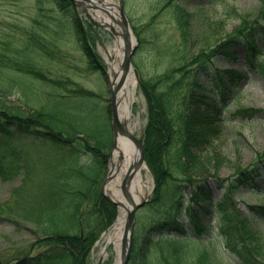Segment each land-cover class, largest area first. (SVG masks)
<instances>
[{
    "label": "trees",
    "instance_id": "1",
    "mask_svg": "<svg viewBox=\"0 0 264 264\" xmlns=\"http://www.w3.org/2000/svg\"><path fill=\"white\" fill-rule=\"evenodd\" d=\"M53 4L70 17L80 48L90 67L97 69L89 47L92 24L83 23L69 0ZM172 17L184 41L179 56L162 73L137 75L146 102L144 158L155 187L149 202L137 212L146 214L148 220L141 223L136 215L128 264H221L218 255L208 250L213 238L205 241L214 218L223 235L219 242L231 256L240 264H264V235L253 224L264 218V205L245 203V212L233 199L245 194L264 198L258 185L264 179V154L255 167L238 168L228 181L218 176L222 160L214 145L221 112L229 100L225 94L215 97L225 90L231 93L235 78H245L224 69L226 61H235L241 49L252 71L264 79V56L256 45L264 47V1L253 16L240 17L231 34L195 52L190 47L192 13L174 3ZM33 22L22 49L0 47V73L7 67L11 73L64 94L47 98L37 94L25 113L10 111L0 101V180L22 175L10 198L0 203V222L18 231L20 226L32 236L28 245L1 256L0 264H89L93 244L116 216V207L100 193L111 146L110 126L104 113V124L96 127L84 111L69 106V98H88L92 93L69 81H53L32 61L52 56L44 51L47 43ZM138 40L142 47L143 40ZM227 74L230 86L224 82ZM10 86L0 88L2 97L10 94ZM15 138H27L38 148L59 153L43 180L34 183L36 163L27 151L12 146ZM212 186L223 191L218 201L213 199ZM153 244L160 254L154 260L144 258Z\"/></svg>",
    "mask_w": 264,
    "mask_h": 264
},
{
    "label": "rangeland",
    "instance_id": "2",
    "mask_svg": "<svg viewBox=\"0 0 264 264\" xmlns=\"http://www.w3.org/2000/svg\"><path fill=\"white\" fill-rule=\"evenodd\" d=\"M39 1L0 0V47H7L8 51L22 49L21 42L26 38V33L31 28L32 22L37 21L40 24L39 26L35 25L34 22L33 24L40 29L38 31L40 38L47 43L44 51H50L52 56L49 58L37 56L33 57L32 61L37 63L53 81H69L76 87L92 93L93 96L88 98H69V106L84 111L96 127L99 124L101 126L104 124L102 120L104 113V117H107L109 126H111V77L103 61L102 51L113 43L114 35L109 32L108 28L93 25L95 20L88 13L87 8L76 4L79 18L83 23L92 24L93 26L91 28V39L89 38L91 41H89V47L93 57H96V64L101 66L92 69L80 48L76 30L71 24L70 17L63 14L58 6L53 4L54 0H41V4L38 3ZM263 1L122 0L123 12L136 39V46L131 56L135 89L134 97H130L132 100V117L130 120L135 123V134H141L146 121V102L137 86V75L152 77L162 73L172 64L170 61L179 56L180 47L184 42L180 39L176 22L172 17V4L179 3L192 13L193 25L190 47L195 52L209 48L231 34L233 27L239 24L240 17L253 16L262 7ZM113 2L117 4L118 0H113ZM88 33L90 32L88 31ZM139 38L144 42L142 47L138 46ZM256 45L264 56V47L261 43H256ZM256 59L258 58L254 60ZM12 61L14 60L12 59ZM168 61L169 63H167ZM247 61L249 60L244 58H239L235 63L227 61L229 66L226 69L228 71L245 72L246 79L240 82L235 78L232 82L231 93L230 91H223L216 96V98H219L225 93L230 98L225 104L224 110L222 109L223 120L220 121V130L214 142L222 160L218 176L228 181L234 177L238 168L242 170L252 166L255 167L261 155L264 154V79L249 69ZM8 70L5 67L0 73V88H5L9 84L12 87L10 86V94L6 98L0 95V101L10 111L27 112L29 110L28 105H32V100L37 94L46 98L53 93L64 94V92L54 91L52 86H39V83L35 80L28 79L15 72L11 73ZM230 79L231 77L228 74L224 78V82L228 86L231 83ZM68 88L74 90L71 86H68ZM242 108L249 110L243 112ZM250 109L256 112H251ZM101 128L96 129L93 127L92 130H101ZM12 146L17 150L27 151L30 157L33 158L34 164L36 163L35 169L32 170L35 176L34 183L43 180L46 171H49L51 164L54 162V157H58L59 154L51 148L41 146L38 148L33 141L27 138H15ZM110 149L108 152H110ZM21 176L20 174L12 181L7 182L0 180V203L6 202L10 198L12 190L20 185ZM149 178L152 180L150 173ZM147 185L151 190L152 182H148ZM258 185L261 191L259 193H264V180H259ZM212 190L213 199L218 201L222 191L217 190L214 186H212ZM233 199L240 209L245 207V203L264 205V198H257L249 194H245L241 198L235 196ZM137 217L141 223L148 220L146 214L141 213ZM17 221L22 222L21 220ZM22 223L19 225L27 226ZM253 224L264 235V220H256ZM19 229L18 231L17 228H13L12 224H7V222H0V257L9 253L12 248L24 247L30 243L32 240L31 234L20 228V226ZM211 229L216 242L221 238L217 232L218 224L216 221L212 222ZM103 234L91 249L89 264L113 263L109 247L107 257L101 259L99 255L100 249L105 247ZM152 237H155L154 234ZM155 245L148 247L144 258L154 260L160 254L159 248ZM143 246L145 247L147 244ZM208 250L218 255L221 264H239L235 257L229 256L220 242L212 244Z\"/></svg>",
    "mask_w": 264,
    "mask_h": 264
},
{
    "label": "bare ground",
    "instance_id": "3",
    "mask_svg": "<svg viewBox=\"0 0 264 264\" xmlns=\"http://www.w3.org/2000/svg\"><path fill=\"white\" fill-rule=\"evenodd\" d=\"M82 1V0H81ZM81 7L87 8L93 19L104 28L113 27L115 30L113 43L102 51L105 64L111 76L110 87L115 89L122 75L121 60L124 50V35L129 34L130 47L133 46L134 39L131 31L126 27L117 25L121 23L117 4L113 0H84ZM115 23V24H114ZM135 77L132 67L127 72L122 87L114 94V101L119 121L128 129L132 135L135 134V123L132 117L131 98L134 97ZM133 123V125H132ZM140 158V152L135 143L121 131H116L115 147L109 160L108 180L103 186V192L112 200L121 204L117 212V217L109 230L103 234L105 247L99 251L101 259L108 256V249L111 250L113 263L120 264V253L122 239L125 234V226L128 211L133 203L137 204L149 196L150 189L147 185L151 181L146 165L143 163L135 171L131 180L127 183L126 191L132 203L124 196L121 185L130 169L134 167ZM109 247V248H108Z\"/></svg>",
    "mask_w": 264,
    "mask_h": 264
},
{
    "label": "water",
    "instance_id": "4",
    "mask_svg": "<svg viewBox=\"0 0 264 264\" xmlns=\"http://www.w3.org/2000/svg\"><path fill=\"white\" fill-rule=\"evenodd\" d=\"M70 1L75 6H76V4L78 6L81 5V3H80L81 0H70ZM117 7H118V11H119V16H120L121 21H122L121 23H118V25H120L121 27L128 28V22H127L125 14L123 12L122 0H118V6ZM97 25H99V24H97ZM99 26H101V25H99ZM110 31L112 34L115 33V31L112 27H110ZM132 52H133V48L130 47L129 34H125L124 35V56H123V62H122V75H121L122 77H121L117 86H121V84L123 83V80L125 78V75L131 66L130 58H131ZM113 95H114V92H112V97H113ZM111 127L113 130V136H114L113 148L115 147V135H116V131L118 130V131H121L123 134L127 135L137 145V147L140 151L139 160L134 165V167L132 169H130V171L128 172L127 176L124 178L122 185H121V190H122L124 196L127 198V200L129 202L132 203V200L126 191V187H127V183L131 180V178L133 177L137 168H139L141 166V164L144 163L143 145H142L141 139H136L133 135H131L125 129V126L122 123H120V121L118 119L117 110H116V104H115V101L113 98L111 100ZM107 179L108 178L106 177L104 183L107 181ZM101 193L105 199H107L109 202L113 203L115 206H117V207L121 206L120 203L113 201L112 199L107 197L102 192V189H101ZM144 202L145 201H142L141 203H138V204L133 203L132 208L128 211L126 226H125V234H124V237L122 239V244H121L120 264H127L128 263L130 246H131V235H132V230H133V225H134V214H135V211L140 206H142L144 204Z\"/></svg>",
    "mask_w": 264,
    "mask_h": 264
}]
</instances>
